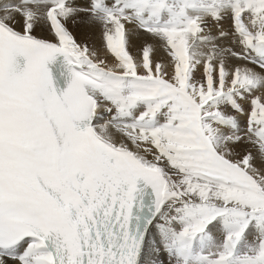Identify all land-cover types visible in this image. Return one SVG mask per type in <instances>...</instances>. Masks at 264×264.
<instances>
[{"label": "snow or ice", "instance_id": "obj_1", "mask_svg": "<svg viewBox=\"0 0 264 264\" xmlns=\"http://www.w3.org/2000/svg\"><path fill=\"white\" fill-rule=\"evenodd\" d=\"M0 264H264V0H0Z\"/></svg>", "mask_w": 264, "mask_h": 264}, {"label": "bare ground", "instance_id": "obj_2", "mask_svg": "<svg viewBox=\"0 0 264 264\" xmlns=\"http://www.w3.org/2000/svg\"><path fill=\"white\" fill-rule=\"evenodd\" d=\"M77 36H78V38H82L81 36H80V33H79V31L77 30ZM96 43H97V45L99 44V39L97 38L96 39ZM159 55H161L160 53H157V56L159 57Z\"/></svg>", "mask_w": 264, "mask_h": 264}]
</instances>
